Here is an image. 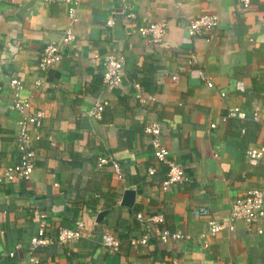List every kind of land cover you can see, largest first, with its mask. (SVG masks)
Masks as SVG:
<instances>
[{"label": "crops", "instance_id": "0c3cea01", "mask_svg": "<svg viewBox=\"0 0 264 264\" xmlns=\"http://www.w3.org/2000/svg\"><path fill=\"white\" fill-rule=\"evenodd\" d=\"M68 8L58 0H0V168L17 157L12 78L22 80L21 98L31 100V110L43 113L42 126L31 129L42 135L31 177L10 182L0 172V264H28L31 253L36 264H264V221L202 238L208 217L193 212L207 207L221 218L234 199L264 190V157L256 165L247 157L250 147L264 146V0H250L246 9L239 0H81L75 21ZM208 12L219 24L191 37L187 20ZM159 19L167 23V45L139 31ZM70 33L74 39L62 43ZM49 43L61 44L62 55L42 70L38 61ZM108 51L124 57L116 86L104 83ZM191 51L198 54L194 64ZM135 83L151 102L137 100ZM98 101L107 102L101 118L90 114ZM234 106L245 120L224 119ZM149 121L161 124L169 158L187 177L167 191V164L155 158L144 130ZM103 157L118 161L124 177L110 162L99 165ZM127 189L136 190L132 208L122 204ZM138 213L161 215L154 227L192 239L133 243L148 230ZM78 220L85 224L78 241L31 249L41 221L56 238ZM106 229L121 240L117 252L100 243Z\"/></svg>", "mask_w": 264, "mask_h": 264}, {"label": "built area", "instance_id": "2783aa9c", "mask_svg": "<svg viewBox=\"0 0 264 264\" xmlns=\"http://www.w3.org/2000/svg\"><path fill=\"white\" fill-rule=\"evenodd\" d=\"M59 2L69 5V15L72 20H77L76 12L81 0H58ZM239 5L242 9H246L250 5V0H239ZM220 22V17L217 13L208 12L203 13L197 17H192L185 23V28L191 37L200 35L203 31L216 27ZM113 20L107 21L108 25H112ZM139 31L149 36V41L153 43H159L161 45L168 44V29L167 23L164 19H159L146 26L139 28ZM74 39L73 34H67L62 38V43H68ZM61 44L49 43L41 53L38 61V66L42 70H46L55 65L61 58ZM198 62V54L195 51L189 53V64ZM104 65V83L107 86H116L122 81L124 76V57L117 55L112 51H108L103 55ZM200 77L205 80L209 87H213L214 83L212 79L204 72L200 71ZM174 80L177 79V75H173ZM11 86L14 89L13 95V107L20 113L18 120V134L16 138L17 157L16 160L10 164L4 165L0 168L1 175L8 181L12 182L16 179L25 178L29 179L34 170L35 165V144L34 142L40 140L41 133L32 135V128H40L42 126L43 113L41 111L31 110V100L21 98V91L24 88V84L19 78H12ZM137 93L135 97L141 103L151 102L152 96H145L141 85L135 83ZM106 101H98L94 107L90 110V114L101 118L103 110L106 106ZM259 107L255 108L252 119L258 120ZM234 117L240 120L247 118L246 112L238 106L230 108L224 117L228 119ZM215 126V124H212ZM145 132L151 136V144L153 146V153L155 158L162 163L167 164V172L161 183L162 190L167 191L172 185L176 183H182L187 180L185 171L182 165L176 160L170 159V150L165 147L161 140L162 127L158 121H149L145 125ZM247 157L252 165H256L258 161L264 157V146L250 147L247 151ZM110 162L114 167L117 177L123 178L124 174L120 164L115 159H108L107 157L100 158L98 164L102 165ZM156 169L154 167L148 170L149 174H154ZM193 212L197 216L208 217V230L206 233L200 235L204 238L206 236H216L222 230L228 229L234 231L238 222H243L247 226L253 223H259L264 221V190L253 188L248 191L247 195L234 199L231 209L228 215L216 218L211 215V211L207 207L194 208ZM137 217L144 221L148 227L147 232L139 239H135L133 243L147 244L148 239L152 236L159 237L161 239H192V235L185 233L181 230H170L168 228L154 227L156 222L162 221L161 215L146 218L142 213H138ZM153 226V227H152ZM46 222L41 221L38 227V232L33 236L31 240V249L35 250L39 246H46L52 243H59L66 245L76 242L82 236L85 228L83 220H78L75 227H62L59 229L56 238H52L48 235L46 230ZM259 232L262 230L259 229ZM101 245L110 252H117L121 245V240L112 231L104 230L101 234ZM13 253H11L12 255ZM38 263V258L35 254L31 253L28 264Z\"/></svg>", "mask_w": 264, "mask_h": 264}, {"label": "water", "instance_id": "95a60500", "mask_svg": "<svg viewBox=\"0 0 264 264\" xmlns=\"http://www.w3.org/2000/svg\"><path fill=\"white\" fill-rule=\"evenodd\" d=\"M135 198H136V190H134V189H127V190L125 191V194H124V198H123L122 204L125 205V206H128V207L132 208L133 205H134ZM105 214H106V211H101V212L98 214V221H99V222L102 221L103 216H104Z\"/></svg>", "mask_w": 264, "mask_h": 264}]
</instances>
